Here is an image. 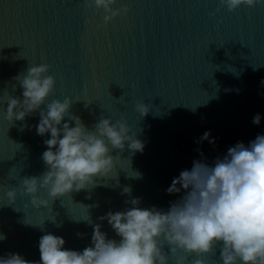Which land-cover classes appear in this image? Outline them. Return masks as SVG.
<instances>
[{"label": "water", "instance_id": "obj_1", "mask_svg": "<svg viewBox=\"0 0 264 264\" xmlns=\"http://www.w3.org/2000/svg\"><path fill=\"white\" fill-rule=\"evenodd\" d=\"M124 5L129 11L104 25L103 10L83 0H0V256L17 253L38 264L47 233L62 237L66 249L83 250L97 223L118 240L98 217L136 197L140 207L166 210L179 199L166 191L173 178L202 159L197 148L211 165L237 142L247 146L264 135V4L233 12L219 0H116L112 7ZM40 64L55 78L45 103L70 98V115L89 128L103 117L123 118L145 147L135 155L127 146L112 150L113 169L95 186L54 201L40 190L47 208L19 192L7 206L5 193L22 177L46 171L41 155L50 134H36L39 113L23 122L3 117L7 97L22 92L14 77ZM137 101L150 108L147 116L139 117ZM205 132L215 144L194 142ZM88 216L91 223L82 220ZM210 260L219 264L218 252Z\"/></svg>", "mask_w": 264, "mask_h": 264}, {"label": "clouds", "instance_id": "obj_2", "mask_svg": "<svg viewBox=\"0 0 264 264\" xmlns=\"http://www.w3.org/2000/svg\"><path fill=\"white\" fill-rule=\"evenodd\" d=\"M83 3L103 10L104 25L129 11L126 5L114 9L116 0ZM261 4L264 0H219V5L229 12L242 5L254 8ZM49 69L47 64L29 66L26 73L14 77L21 95L6 99L5 120L23 122L38 112L36 134H50L43 140L46 150L41 155L46 171L22 177L18 188L5 193L7 206L14 204L19 192L30 197L33 207L47 208L49 202L39 198L40 190L54 201L95 186L97 177H107L113 169L112 150L122 151L127 146L135 155L145 147L123 118L113 121L103 117L89 128L79 116L70 115V98L45 103L55 87ZM135 111L145 117L150 108L137 101ZM260 120L257 113L252 123L259 125ZM209 137L210 133L205 132L194 142L215 144ZM196 151L202 159L193 160L191 169L182 170L167 188L168 194H179V199L170 202L166 210L140 207L139 197L125 200L130 205L126 209L98 217L101 222L107 221L119 239L108 238L101 231L102 223H97L93 225L90 245L83 250L66 249L62 237L44 234L38 242V264H211L210 258L217 252L219 264H264V135H257L247 146L237 142L211 165L204 162L199 148ZM123 193L131 196V189L125 187ZM51 220L55 222V217ZM82 220L91 223L89 216ZM43 224L39 225L41 229ZM84 235L77 233L80 238ZM4 239L6 236L0 234V241ZM0 264L37 262L7 253L0 256Z\"/></svg>", "mask_w": 264, "mask_h": 264}]
</instances>
